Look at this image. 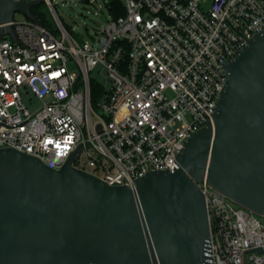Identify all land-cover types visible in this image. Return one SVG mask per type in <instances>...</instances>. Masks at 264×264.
<instances>
[{"label":"built area","instance_id":"2783aa9c","mask_svg":"<svg viewBox=\"0 0 264 264\" xmlns=\"http://www.w3.org/2000/svg\"><path fill=\"white\" fill-rule=\"evenodd\" d=\"M45 1L54 24L25 14L10 21L18 40L0 33V121L26 120L0 123V147L59 168L82 143L75 166L131 187L147 171L179 166L184 140L213 121L227 78L221 62L264 29V0H122L125 12L115 17L107 7L103 24L81 42ZM98 65L110 87L93 104L90 73ZM196 183L214 264H264V216L206 175Z\"/></svg>","mask_w":264,"mask_h":264},{"label":"water","instance_id":"95a60500","mask_svg":"<svg viewBox=\"0 0 264 264\" xmlns=\"http://www.w3.org/2000/svg\"><path fill=\"white\" fill-rule=\"evenodd\" d=\"M44 1L0 0V33L18 40L14 13L39 23L32 7ZM248 41L221 62L227 78L213 121L184 140L179 166L147 171L135 187L75 166L82 143L59 168L0 147V264H214L196 181L206 175L264 216V29Z\"/></svg>","mask_w":264,"mask_h":264},{"label":"rangeland","instance_id":"374dc122","mask_svg":"<svg viewBox=\"0 0 264 264\" xmlns=\"http://www.w3.org/2000/svg\"><path fill=\"white\" fill-rule=\"evenodd\" d=\"M108 1L109 0H90L89 2L85 0H52L65 25L81 42L84 40H91V36L94 35L95 29L103 24L102 13L108 12L106 4ZM34 7L37 13L45 16L47 20L53 23L54 15L48 2L44 1ZM14 18L17 20H24L26 15L21 11H16L14 13ZM90 75L94 80L100 82L106 88L110 87V82L106 77V70L102 69L101 65L96 66L91 71ZM25 100L27 101V98H25ZM35 104H37L36 99ZM94 109L97 112H101V108L96 105H94ZM80 159L82 160L83 166L91 168L88 162H86L87 159L84 155H81Z\"/></svg>","mask_w":264,"mask_h":264},{"label":"trees","instance_id":"16d2710c","mask_svg":"<svg viewBox=\"0 0 264 264\" xmlns=\"http://www.w3.org/2000/svg\"><path fill=\"white\" fill-rule=\"evenodd\" d=\"M107 7L109 8L110 13L115 17H118L125 12V7L122 0H109L107 2ZM32 11L33 13L39 15L40 22L43 25H50L49 20H47L45 16L37 13L34 6L32 7ZM103 91L104 85L94 79H91V99L93 104H96L98 98L103 94Z\"/></svg>","mask_w":264,"mask_h":264}]
</instances>
